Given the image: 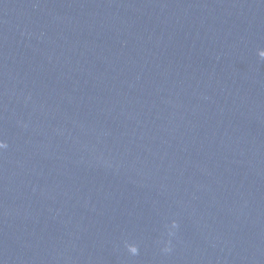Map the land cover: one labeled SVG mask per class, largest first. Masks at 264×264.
Listing matches in <instances>:
<instances>
[{
    "label": "water",
    "instance_id": "water-1",
    "mask_svg": "<svg viewBox=\"0 0 264 264\" xmlns=\"http://www.w3.org/2000/svg\"><path fill=\"white\" fill-rule=\"evenodd\" d=\"M0 264H264V0H0Z\"/></svg>",
    "mask_w": 264,
    "mask_h": 264
},
{
    "label": "clouds",
    "instance_id": "clouds-1",
    "mask_svg": "<svg viewBox=\"0 0 264 264\" xmlns=\"http://www.w3.org/2000/svg\"><path fill=\"white\" fill-rule=\"evenodd\" d=\"M132 251L135 252V249H133Z\"/></svg>",
    "mask_w": 264,
    "mask_h": 264
}]
</instances>
